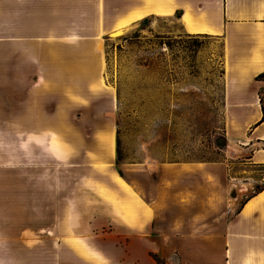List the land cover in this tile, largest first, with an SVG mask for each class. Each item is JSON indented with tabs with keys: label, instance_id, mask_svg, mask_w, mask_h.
<instances>
[{
	"label": "crops",
	"instance_id": "0c3cea01",
	"mask_svg": "<svg viewBox=\"0 0 264 264\" xmlns=\"http://www.w3.org/2000/svg\"><path fill=\"white\" fill-rule=\"evenodd\" d=\"M149 17L224 43L219 164L252 191L228 217L154 207L118 173L97 35ZM263 72L264 0H0V264H264Z\"/></svg>",
	"mask_w": 264,
	"mask_h": 264
},
{
	"label": "rangeland",
	"instance_id": "374dc122",
	"mask_svg": "<svg viewBox=\"0 0 264 264\" xmlns=\"http://www.w3.org/2000/svg\"><path fill=\"white\" fill-rule=\"evenodd\" d=\"M147 19L97 35L104 84L113 94L117 170L154 207L179 206L180 215L202 221L231 215L252 191L237 196L235 184L245 181L230 180L219 164L235 153L215 145L229 136L224 43L217 36L165 34L178 27L174 18ZM54 21L72 27L75 20ZM5 169L13 171V164L0 163Z\"/></svg>",
	"mask_w": 264,
	"mask_h": 264
},
{
	"label": "water",
	"instance_id": "95a60500",
	"mask_svg": "<svg viewBox=\"0 0 264 264\" xmlns=\"http://www.w3.org/2000/svg\"><path fill=\"white\" fill-rule=\"evenodd\" d=\"M215 145L219 148H224L226 146V138L224 137H218L216 139ZM231 196H235V192L232 190L230 193Z\"/></svg>",
	"mask_w": 264,
	"mask_h": 264
},
{
	"label": "trees",
	"instance_id": "16d2710c",
	"mask_svg": "<svg viewBox=\"0 0 264 264\" xmlns=\"http://www.w3.org/2000/svg\"><path fill=\"white\" fill-rule=\"evenodd\" d=\"M177 15H179V13H176V16H177ZM147 21H148V19L145 18V19L142 20V23L145 24ZM255 78H256V79H264V72L258 74ZM118 173L120 174V176H122V174L120 173V171H118ZM255 191H258V189L255 190Z\"/></svg>",
	"mask_w": 264,
	"mask_h": 264
},
{
	"label": "bare ground",
	"instance_id": "6f19581e",
	"mask_svg": "<svg viewBox=\"0 0 264 264\" xmlns=\"http://www.w3.org/2000/svg\"><path fill=\"white\" fill-rule=\"evenodd\" d=\"M114 34H117V32H116V33H114Z\"/></svg>",
	"mask_w": 264,
	"mask_h": 264
}]
</instances>
